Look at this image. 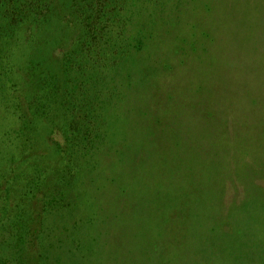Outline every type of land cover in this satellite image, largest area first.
<instances>
[{
	"label": "rangeland",
	"instance_id": "obj_1",
	"mask_svg": "<svg viewBox=\"0 0 264 264\" xmlns=\"http://www.w3.org/2000/svg\"><path fill=\"white\" fill-rule=\"evenodd\" d=\"M28 1L0 11V264H264V173L216 175L264 99V0H112L88 52L96 0Z\"/></svg>",
	"mask_w": 264,
	"mask_h": 264
},
{
	"label": "trees",
	"instance_id": "obj_2",
	"mask_svg": "<svg viewBox=\"0 0 264 264\" xmlns=\"http://www.w3.org/2000/svg\"><path fill=\"white\" fill-rule=\"evenodd\" d=\"M111 2L112 0H96V3H98L97 8L92 13L90 22L87 25L91 35L90 42L86 43L87 52L94 50L95 46H100V41L98 43V40L101 39L100 23L109 22L113 14L117 16V7L110 6ZM29 3L28 0H24V3H21V0H0V11H4L6 17L18 24L22 22L27 13L32 12V8L28 11ZM209 40L211 43L214 42L213 38ZM260 87H263V83L258 75L254 77L251 91L246 95L247 101H239L237 115H231L230 124L227 122L224 131L222 128L218 134L219 141L216 145V152L217 157L220 159V161H217L221 171L216 168V175L220 181L223 178H225L224 181L228 178L240 181L242 180V174L244 176L248 174L249 176L264 173V99L258 96ZM83 112H85V118L83 117L85 121L73 119L70 129L77 140H82L86 145H90L94 142L97 127L92 121V113L87 109L84 111V109L78 107V114ZM27 124L25 125L27 126ZM209 151L208 149L204 150L203 153L205 154L203 155H206ZM212 161L214 159H211ZM203 169V174L208 175L209 163H206ZM180 177L182 178V176ZM179 186L175 192L179 195L186 194L185 188ZM172 192L174 190H169V193L165 192V194H161V197L168 200ZM182 208L183 213H186V206L183 205ZM237 235L238 230L235 228L231 232L225 233L224 238L235 239L238 237ZM257 249L255 248V250Z\"/></svg>",
	"mask_w": 264,
	"mask_h": 264
}]
</instances>
